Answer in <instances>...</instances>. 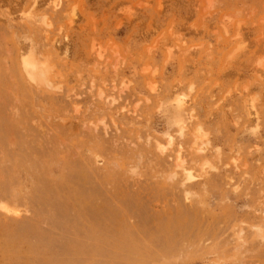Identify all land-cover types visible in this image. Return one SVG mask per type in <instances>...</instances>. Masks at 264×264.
<instances>
[{
	"label": "rangeland",
	"instance_id": "1",
	"mask_svg": "<svg viewBox=\"0 0 264 264\" xmlns=\"http://www.w3.org/2000/svg\"><path fill=\"white\" fill-rule=\"evenodd\" d=\"M1 201L0 264H264V0H0Z\"/></svg>",
	"mask_w": 264,
	"mask_h": 264
},
{
	"label": "bare ground",
	"instance_id": "2",
	"mask_svg": "<svg viewBox=\"0 0 264 264\" xmlns=\"http://www.w3.org/2000/svg\"><path fill=\"white\" fill-rule=\"evenodd\" d=\"M50 3L52 5L53 8H58L59 6V0H50ZM227 30V29H226ZM95 50V49H94ZM100 55V53H98ZM47 61H41L39 58L34 57L32 55H27L26 57H24L21 61L22 64V68L25 72L26 77L33 82L36 85H51V80L49 81L50 78V72H48V62ZM53 65H51L52 67ZM53 68V67H52ZM50 68V69H52ZM52 71V70H50ZM53 74V72H52ZM51 74V76H52ZM152 87V86H151ZM150 87V88H151ZM175 106L177 108V110L179 111V113L181 114L182 112H184V110L187 108L185 107V103H187V101L184 99L183 95L180 97H175ZM186 101V102H185ZM245 113L247 114L248 117L252 118V121L257 124V116H258V110L255 107V105L251 102L250 104H248V106L245 108ZM180 123V122H179ZM185 128V125L183 122H181L178 125V129L177 131L179 133H182L183 130ZM166 139H167V143L171 144L173 141V136L171 134H167L166 135ZM168 147V146H167ZM185 158V157H184ZM179 163V162H178ZM207 164V162H206ZM208 165V164H207ZM187 168V169H185ZM189 167H184V173L186 174L187 178L193 179L194 175L191 172L192 170ZM192 168V167H191ZM204 168V166H203ZM194 171V170H193ZM0 208L7 213H13L14 215H18L20 210L16 207H12L10 205H8L6 202L1 201L0 202ZM260 227V226H259ZM257 234L263 238L264 237V231L260 228L257 227Z\"/></svg>",
	"mask_w": 264,
	"mask_h": 264
}]
</instances>
